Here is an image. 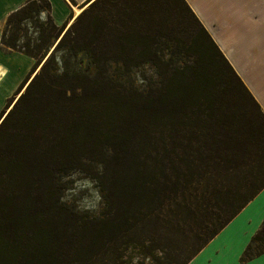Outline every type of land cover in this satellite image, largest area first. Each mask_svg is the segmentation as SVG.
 <instances>
[{
    "label": "trees",
    "instance_id": "1",
    "mask_svg": "<svg viewBox=\"0 0 264 264\" xmlns=\"http://www.w3.org/2000/svg\"><path fill=\"white\" fill-rule=\"evenodd\" d=\"M51 10L27 0L0 37L34 59L0 112L19 95L0 121V264H189L264 188V111L186 0H94L65 31ZM85 166L95 217L63 197ZM263 253L264 221L240 261Z\"/></svg>",
    "mask_w": 264,
    "mask_h": 264
},
{
    "label": "crops",
    "instance_id": "2",
    "mask_svg": "<svg viewBox=\"0 0 264 264\" xmlns=\"http://www.w3.org/2000/svg\"><path fill=\"white\" fill-rule=\"evenodd\" d=\"M27 0H0V37L8 15ZM57 23L74 16L88 0H49ZM264 111V0H186ZM34 59L5 52L0 43V112L24 81ZM264 221V188L189 264H264V253L241 262L247 244Z\"/></svg>",
    "mask_w": 264,
    "mask_h": 264
},
{
    "label": "rangeland",
    "instance_id": "3",
    "mask_svg": "<svg viewBox=\"0 0 264 264\" xmlns=\"http://www.w3.org/2000/svg\"><path fill=\"white\" fill-rule=\"evenodd\" d=\"M93 1L94 0H88L86 3L82 4L77 9H75V13L73 14L74 16H72L68 20L63 31H65L67 28H69L70 25L75 21L76 17L85 8H87L89 6V4L92 3ZM41 18H42V21L46 20L47 16H46L45 12L42 13ZM57 24L62 25L61 23L60 24L57 23ZM22 26H23V29L21 31V36H23V34L25 36L26 32L28 33V35H30V34L33 35V37L37 36L38 28H36L37 26L35 25V23L25 21L22 24ZM24 40L25 39L23 37H21L20 42H23ZM56 41L54 42L55 44H57ZM55 44H53V46H51L48 53L51 52V50L54 48ZM141 84L144 85L145 82L142 83V81H141ZM25 86H26V84L23 86V88L19 92H22L25 89ZM14 92H13V94H14ZM18 96H19L18 94L14 96V100L11 103L10 107L17 100ZM10 107L5 111L4 115L8 112ZM2 118H3V116L0 117V121L2 120ZM63 197H64V200L72 208H74L76 211H78L80 213H87L93 217H95L96 215H99L103 211V209L105 208V203H104V199L102 196V191L99 187L98 182L95 180V172L90 166H88V167L85 166L84 170L74 172L68 177V186L64 190Z\"/></svg>",
    "mask_w": 264,
    "mask_h": 264
},
{
    "label": "water",
    "instance_id": "4",
    "mask_svg": "<svg viewBox=\"0 0 264 264\" xmlns=\"http://www.w3.org/2000/svg\"><path fill=\"white\" fill-rule=\"evenodd\" d=\"M61 35H62V34H61ZM61 35L59 36V38L61 37ZM59 38L57 39V41H56V42H58ZM54 44H55V43H54ZM13 104H14V103H13ZM13 104H12V105H13ZM3 117H4V115H3Z\"/></svg>",
    "mask_w": 264,
    "mask_h": 264
}]
</instances>
